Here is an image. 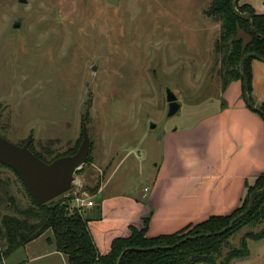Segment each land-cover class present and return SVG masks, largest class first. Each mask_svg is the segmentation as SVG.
Listing matches in <instances>:
<instances>
[{"label": "rangeland", "instance_id": "1", "mask_svg": "<svg viewBox=\"0 0 264 264\" xmlns=\"http://www.w3.org/2000/svg\"><path fill=\"white\" fill-rule=\"evenodd\" d=\"M211 1L0 0V135L18 145L30 139L41 153L40 145L52 141L53 153H67L81 143L85 116L90 152L74 176L85 193L79 199L97 204L91 212L77 209L84 218L98 210L102 183L103 195H139L161 155L163 132L192 125L218 106L225 70L214 48L220 22L207 11ZM166 88L180 104L172 115ZM0 182V215L30 205L20 179L1 165ZM260 208L225 227L217 263L245 246L248 254L228 264H264Z\"/></svg>", "mask_w": 264, "mask_h": 264}, {"label": "crops", "instance_id": "2", "mask_svg": "<svg viewBox=\"0 0 264 264\" xmlns=\"http://www.w3.org/2000/svg\"><path fill=\"white\" fill-rule=\"evenodd\" d=\"M264 14V0H241ZM250 98L264 104V60L250 62ZM242 80L231 79L221 91L218 106L189 126L166 129L161 155L139 195L98 193L100 206L90 213L88 229L100 254L116 237H127L130 226L146 235L175 232L211 215H226L241 205L248 186L264 174V119L246 104ZM74 201V200H73ZM97 203L88 207L90 212ZM74 205V203H73ZM97 207V206H96ZM2 264H68L56 249L51 230L11 252Z\"/></svg>", "mask_w": 264, "mask_h": 264}, {"label": "trees", "instance_id": "3", "mask_svg": "<svg viewBox=\"0 0 264 264\" xmlns=\"http://www.w3.org/2000/svg\"><path fill=\"white\" fill-rule=\"evenodd\" d=\"M240 1L237 0L235 7L234 0L211 1L207 11L220 22L219 35L214 48L222 65V73L225 70L224 87L234 78H240L243 83L242 72H244L249 82L248 89H245L244 83L242 84L246 104L264 119V104L259 108H254L250 98V62L254 57L241 61L247 53H253L264 59V14L256 13L250 5ZM237 11L240 13L238 14ZM240 31L248 36L247 41L244 42L242 37H238ZM81 122L82 137L85 116ZM51 143L52 141H49L45 146L40 145L42 153L35 151L31 143L29 147L45 162H50L63 155H71L76 151L69 148L67 153H53L50 150ZM0 165L15 173L10 167L2 163ZM16 176L20 179L17 174ZM20 181L24 185L21 179ZM5 185L4 182H0V190L4 189ZM263 187L264 174L258 176L253 185L248 186L241 205L231 213L211 215L203 221L187 224L168 234L147 236L149 215H146L142 218L143 224L140 229L130 226V234L127 237L114 238L106 254L98 252L88 229V219L84 218L82 212L74 207L73 195L62 196L58 199L56 197L46 203L37 204L25 187L31 200L30 205L24 210H16L18 215L8 213L0 215V243L2 245L0 264L11 252L23 247L47 230L52 231L56 249L66 255L68 264H117L122 252L124 253L119 264H228L234 258L246 256L248 249L241 246L227 251L222 260L217 263L216 256L221 254L230 228L222 233L216 232L224 229L233 218L247 208L249 196L253 191L257 192L253 196L251 210L234 221L231 228L243 222L246 217L256 215L263 210L260 208L261 203L264 204V190H261ZM4 193L7 195L6 191ZM8 201L14 204L12 197ZM2 204L3 199L0 194V209ZM155 246L160 247L143 250ZM131 247H137L139 250L128 249Z\"/></svg>", "mask_w": 264, "mask_h": 264}, {"label": "water", "instance_id": "4", "mask_svg": "<svg viewBox=\"0 0 264 264\" xmlns=\"http://www.w3.org/2000/svg\"><path fill=\"white\" fill-rule=\"evenodd\" d=\"M25 2L26 0H19ZM112 4H117L118 0H107ZM234 7L237 0H234ZM239 14L240 12L237 11ZM21 21L16 20L12 24V27L18 29ZM249 57L259 58L253 53L245 54L241 61ZM264 60V59H261ZM95 69V67H93ZM243 83L245 89H248V78L245 73L242 72ZM166 101L168 103V115L174 114L180 107L177 101L176 95L170 88H166ZM254 107V106H253ZM255 108V107H254ZM30 140H26L23 145H18L4 136L0 135V163L10 167L23 181L27 191L31 198L37 204L46 203L65 192L69 191L74 181V174L87 160L90 151V140L87 127L82 125V140L75 151L71 155H63L53 159L50 162L41 160L29 147ZM264 190V187L261 189ZM257 191L251 192L247 208L242 212L245 214L251 210L253 196ZM226 228L216 232L222 233ZM160 246L144 248L143 250H151L159 248ZM128 249L139 250L137 247H131ZM122 252L118 258L117 264L120 263Z\"/></svg>", "mask_w": 264, "mask_h": 264}, {"label": "built area", "instance_id": "5", "mask_svg": "<svg viewBox=\"0 0 264 264\" xmlns=\"http://www.w3.org/2000/svg\"><path fill=\"white\" fill-rule=\"evenodd\" d=\"M81 167H79V169H81ZM81 188H82V181L80 180V178L75 176L74 181L72 183V187H71L70 190H72V192L74 194L73 195L74 196L73 200L77 201L79 203L74 204V207L78 209V208H81V207H87L88 208V207L93 206L94 205V199L93 198L86 199V200L79 199L80 196L84 193Z\"/></svg>", "mask_w": 264, "mask_h": 264}]
</instances>
